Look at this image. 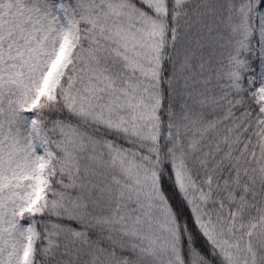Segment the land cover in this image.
<instances>
[{"label": "snow or ice", "instance_id": "snow-or-ice-1", "mask_svg": "<svg viewBox=\"0 0 264 264\" xmlns=\"http://www.w3.org/2000/svg\"><path fill=\"white\" fill-rule=\"evenodd\" d=\"M0 264H264V0H0Z\"/></svg>", "mask_w": 264, "mask_h": 264}]
</instances>
